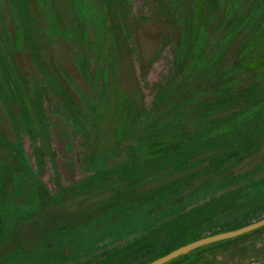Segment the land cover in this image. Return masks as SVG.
I'll list each match as a JSON object with an SVG mask.
<instances>
[{
    "label": "rangeland",
    "instance_id": "obj_1",
    "mask_svg": "<svg viewBox=\"0 0 264 264\" xmlns=\"http://www.w3.org/2000/svg\"><path fill=\"white\" fill-rule=\"evenodd\" d=\"M263 143L264 0H0V264H144L258 221L264 154L228 169ZM217 242L164 264H264V225Z\"/></svg>",
    "mask_w": 264,
    "mask_h": 264
},
{
    "label": "trees",
    "instance_id": "obj_2",
    "mask_svg": "<svg viewBox=\"0 0 264 264\" xmlns=\"http://www.w3.org/2000/svg\"><path fill=\"white\" fill-rule=\"evenodd\" d=\"M146 34L143 32V31H140V36H141V38L143 39L144 38V40L146 41V39H147V37L145 36ZM262 154H264V143L263 144H261L260 146H258L253 152H251V153H249L247 156H245V157H243L240 161H238L237 163H235L234 165H232L229 169H228V172H229V174L230 175H232V177H236V176H238V175H242V174H246L248 171H250V170H252V168H254L256 165H257V163L258 164H260V160H261V155ZM247 170V171H246ZM183 172H180V171H174V173H173V175L170 177V178H168L167 180H166V182L165 183H167V184H169V183H171V182H174V183H176L177 181H179L181 178V180H183ZM222 176H224V173H221V174H218V175H216V176H213L212 178H211V181H214V180H216L218 177H222ZM220 179V178H219ZM141 183V182H140ZM165 185V184H164ZM166 186V185H165ZM162 187V186H161ZM91 193H89L88 194V196L90 197L91 196V198L93 199V200H98V199H102V194H101V190H97V191H94V190H91L90 191ZM93 192V193H92ZM129 193L130 192H126V195H127V197H130V195H129ZM137 196H139V195H136V194H134L133 195V198L130 200V201H128L129 203H131V202H134V201H137V199H135V198H137ZM239 197H241V195L239 194L238 196H236V198L235 199H232L234 202H240L241 200H242V198H239ZM226 201H227V198H222V200H219L217 203L218 204H220V206L221 207H224L223 205H225L226 204ZM96 202H98V201H96ZM124 206H125V204H124ZM242 227V226H241ZM239 228V227H238ZM236 229V228H235ZM257 229V228H256ZM255 229H253V230H251V231H249V232H247V233H245L244 235H246V234H248V233H250V232H253ZM225 231H229V230H223V229H221V230H219V232H216V233H213V234H217V233H220V232H225ZM241 235H243V234H241ZM241 235H239V236H241ZM202 238V237H201ZM232 238H228V239H225V240H222V241H229V240H231ZM222 241H218L217 243H219V242H222ZM202 247V246H201ZM195 249H197V248H195ZM193 250H191V251H189V252H192ZM179 257V256H178ZM171 260H173V259H171ZM170 260V261H171ZM144 264H146V263H144Z\"/></svg>",
    "mask_w": 264,
    "mask_h": 264
},
{
    "label": "water",
    "instance_id": "obj_3",
    "mask_svg": "<svg viewBox=\"0 0 264 264\" xmlns=\"http://www.w3.org/2000/svg\"><path fill=\"white\" fill-rule=\"evenodd\" d=\"M263 225H264V218H262L258 221H254L252 223H249L247 225H244L242 227L233 229V230L220 232L217 234L202 237V238H199L195 241H192V242H189L185 245H182L176 249H173L172 251L168 252L167 254H165L161 257H158V258L154 259L153 261L148 262L146 264H164V263L170 261L171 259H174L180 255L186 254L189 251H191L197 247H200L202 245L209 244V243L216 242V241L225 240V239L232 238L235 236H239V235L245 234V233H247L253 229L259 228Z\"/></svg>",
    "mask_w": 264,
    "mask_h": 264
}]
</instances>
